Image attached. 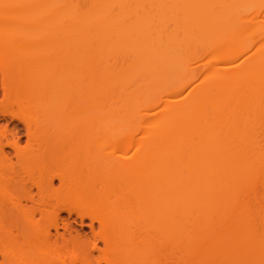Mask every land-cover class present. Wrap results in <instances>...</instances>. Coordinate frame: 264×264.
Returning <instances> with one entry per match:
<instances>
[{
	"label": "bare ground",
	"instance_id": "6f19581e",
	"mask_svg": "<svg viewBox=\"0 0 264 264\" xmlns=\"http://www.w3.org/2000/svg\"><path fill=\"white\" fill-rule=\"evenodd\" d=\"M0 85V264H264V0H0Z\"/></svg>",
	"mask_w": 264,
	"mask_h": 264
},
{
	"label": "rangeland",
	"instance_id": "374dc122",
	"mask_svg": "<svg viewBox=\"0 0 264 264\" xmlns=\"http://www.w3.org/2000/svg\"><path fill=\"white\" fill-rule=\"evenodd\" d=\"M1 101H2V90H1V85H0V102H1ZM19 136L22 138V141H23V144H24V142H25V136H24V134L22 133V131H20ZM77 227H78V226H77ZM83 229H84L86 232L89 231V229H88L87 226H85Z\"/></svg>",
	"mask_w": 264,
	"mask_h": 264
}]
</instances>
